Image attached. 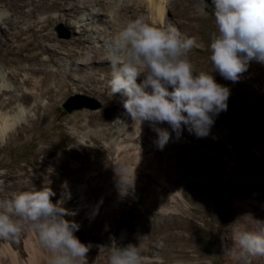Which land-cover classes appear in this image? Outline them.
Masks as SVG:
<instances>
[{
  "label": "rangeland",
  "instance_id": "obj_1",
  "mask_svg": "<svg viewBox=\"0 0 264 264\" xmlns=\"http://www.w3.org/2000/svg\"><path fill=\"white\" fill-rule=\"evenodd\" d=\"M74 1L77 0H0L2 9L10 13L4 23L0 20V68L25 67L34 72V77L23 81L14 79V86L0 88V104H8L3 110L14 105V101L9 100H14L15 96H24V104H33L26 120L18 117L19 122L7 128L3 138L0 130V184L7 192L39 189L43 182L41 171H48L51 176L70 174V159L78 162L80 170L93 169L94 173H100L103 188L111 185L128 192L138 187L134 180L140 179L144 181L140 197L133 199L124 195L122 198V205L116 211L114 235L126 228L133 234L129 243L138 245L145 210L143 203L155 188L156 192L164 194V203L175 204L179 209L176 214L168 213L159 218L169 220L175 215L185 219L187 224L176 229L180 234L177 240L163 227L156 225L149 229L146 242L154 264H249L236 253H230V249L235 230L255 228L256 220L264 221V64L251 61L235 83L219 72L212 73L217 83L230 90V95L227 109L214 116L207 136L197 137L185 127L180 139L169 140L163 149L156 142L146 147V154L154 153L152 158L148 154L138 156L139 151H144L137 149L138 142H125L117 153L111 140L118 135L116 114L119 109L126 110L118 104L116 94L107 96L111 94V71L104 72L99 67H109V62H95L92 72L81 66L70 68L49 48L57 39L61 48L70 50L73 57L88 45L85 40L75 43L81 34L78 24L69 20L66 9L67 3ZM160 1L164 6L162 21L157 19L154 5L124 0L110 7L117 15L116 24L113 23L119 26L120 17H127L128 21L145 17L156 25L171 22L200 44L189 54L196 68H210V35L216 30L212 0H206L209 5L206 18L198 13L200 0ZM54 2L59 6L49 9ZM110 8L106 11L108 14ZM64 12L66 20L48 18L45 28L30 23L36 16L51 17ZM29 54H37V57L27 60ZM77 93L96 99L99 106L67 112L62 103ZM124 119L122 124L129 125L131 130L138 127L131 122L128 113ZM151 133V128H147V142L151 140ZM82 137L85 143L81 142ZM61 154L67 161L59 166L51 163ZM115 154H118L116 158ZM154 169L180 190L181 199L175 200L170 195L167 185L153 176ZM126 175L129 178L122 179ZM53 198L52 202H61L70 213L66 218L74 221L76 201L70 194L63 191ZM153 218L150 215L148 220ZM26 232L28 230L15 239H0V246L10 242L14 249L22 250ZM90 234L81 226L75 232L82 243L96 244L99 237ZM21 254L24 259L25 252ZM250 264H264V257L251 258Z\"/></svg>",
  "mask_w": 264,
  "mask_h": 264
},
{
  "label": "clouds",
  "instance_id": "obj_2",
  "mask_svg": "<svg viewBox=\"0 0 264 264\" xmlns=\"http://www.w3.org/2000/svg\"><path fill=\"white\" fill-rule=\"evenodd\" d=\"M207 7L206 0H200L201 17L208 16ZM211 9L216 30L210 35V68H196L189 54L200 44L171 22L156 25L145 17L131 19L106 44L111 95L125 97L123 107L135 123L153 125L160 149L170 133L159 124L167 123L178 134L186 127L205 137L214 116L227 109L230 90L217 83L213 72L235 83L251 61L264 64V0H212ZM8 15L0 10V20ZM20 112L27 117L29 109L20 105ZM53 195L46 185L7 192L0 184V239L32 231L49 255L48 264H87L89 246L75 235L79 225L66 218L70 213L61 202H52ZM232 239L230 253L249 264L251 258L264 257V221L235 230ZM108 249L107 264H145L140 245L113 242Z\"/></svg>",
  "mask_w": 264,
  "mask_h": 264
},
{
  "label": "bare ground",
  "instance_id": "obj_3",
  "mask_svg": "<svg viewBox=\"0 0 264 264\" xmlns=\"http://www.w3.org/2000/svg\"><path fill=\"white\" fill-rule=\"evenodd\" d=\"M122 1L124 0H77L74 2H68L66 9L68 11V15L70 16L69 20H71L73 24H78V31L81 34L78 39H75V43L80 44L82 40L88 41L89 43L88 45L84 46L83 49L81 48L82 51L78 50L79 55L72 57L70 56V50L67 51L62 49V46L60 44L61 42L59 43L56 39L55 42L49 45V48L56 52L55 56H57V59L66 61V64L68 66L70 65V68L81 66L83 68H90L91 72L93 70V64L95 62L101 64L100 62L108 61L106 57L107 42L112 40L119 33L122 27L128 22L127 17H120V19H122L121 24L119 26L117 25V27L116 25H114V20H117V15H115L113 9H111L110 7H112L114 3L119 4ZM137 1L140 5L145 4V2L149 6L154 5V8L156 9L155 13L157 19L162 21L164 16V6L162 5L160 0ZM57 6H59V4L57 2H54L53 5L48 8H56ZM109 8L111 10L108 14V12L106 11ZM0 10H4V8L2 9V7L0 6ZM65 14L66 13L64 12L61 14L58 13V15L55 14L51 17L36 16L30 23L45 28V21L48 18H58L60 20H64ZM4 19L1 20V23H4ZM76 51L77 50H75V52ZM36 55L37 54H29L26 56V59L30 60L36 58ZM99 70H104V72L111 71L110 66L99 67ZM33 73L34 72L32 71L30 72L26 70L25 67H9L8 69L1 67L0 88H2L3 90L8 89L11 86H14V79L23 81L27 77H34ZM141 79L142 78H138L137 82H141ZM116 95L118 96V104H121L123 106V100L125 99V97H123L120 93H117ZM107 96L109 98L112 95L108 93ZM22 97L15 96L14 100H9V102L14 101V105L11 106L9 104L11 106L9 110H3V108L8 104H0V130L2 138L4 134H6L5 130L7 128L13 127L19 122L20 119L26 120L27 118L24 117L22 113H19L20 105L27 106L30 111V108L33 104H24V102H22ZM18 113L20 115H18ZM126 115L127 112L122 109H119L117 111L116 116L119 122V125L117 127L118 135L116 138L111 139L113 142L112 144L115 145L113 148L118 153L119 149L122 148L125 142L136 144L138 142L139 145H135L137 149H144V151H139L138 153V156L142 157L147 152L145 150L146 147L154 146V143L157 140V133L153 130V125H151L150 122L144 121L139 125V123H135L132 118L131 122L138 125V127H135L136 129L131 130L129 125L122 124L123 122H125L124 118L126 117ZM18 117H20V119ZM158 127L168 129L170 133L169 140L180 139V133L178 134L176 132H173L171 127L167 123L159 124ZM105 128L107 129V127ZM147 128H151L152 131L150 138L151 140L149 142L145 140ZM85 141L86 140L82 137L81 142L85 143ZM147 154L150 158L154 157V153ZM117 155L115 156V158L117 157ZM51 161V163H54V165L59 166L60 164L67 161V159H65V156L61 154L54 157ZM70 165L72 167L71 173L63 176L58 173H56L55 176H51L47 174L48 171H41V180H43V182L42 184L40 183L41 186L39 189H41L45 185L48 186L54 193L51 198L59 196L63 191H66L70 194L72 200L76 201L73 220L79 226L88 229L91 233L90 236H93L95 238L99 237V241L96 244H86L89 246V251L87 252V264H107V258L109 255L108 247H110L113 242L121 246H125L129 244V238L133 236L132 232H130L126 228L120 229L118 234L116 235L112 233V230L116 228L117 224L116 211L118 210V207L122 205V198L124 195H128L133 199H138L140 197V194L143 191V187L141 186V184L144 183V181L140 179L134 180V177L131 176L138 187L128 192H125V190L114 188L111 185L103 188L104 186L102 187L100 184V173H94L93 169L86 171L80 170L78 168V162L74 159H70ZM152 173L154 174L152 175L156 176L160 183L167 185V189L174 199L176 198L179 200L182 198L180 190L174 185H171L170 180H168L163 173H160V171L158 170L155 171V169L154 171H152ZM128 178V175H126L122 179ZM163 196V193L156 192L154 188V190L150 192L149 196L143 203L145 210L142 211L144 212V216L142 221L140 222L137 238L139 241L138 245L145 249V264H154V260L151 256H149V246L146 242L147 235L150 234L148 233L150 228H153L156 225L158 227H163L166 231H168L169 236H171L173 240H177L180 234L178 231H176V229L184 228L187 224V221L185 219L179 218L175 215H172L171 219L169 220L159 218L161 215H166L168 213L176 214V212L179 210L175 204L169 205L166 204L167 202L164 203ZM187 209L186 211H188ZM182 212L185 211L182 210ZM150 215L154 217L152 220H148ZM155 218H157L158 220H155ZM189 237L190 239L193 238L191 235H189ZM21 251H24L26 254V257L24 259L22 257L23 253L21 254ZM48 261V253L46 252V250L40 247L38 237L36 233L32 231L26 232L25 238L22 241V250L19 248L14 249L10 242H7L0 246V264H48Z\"/></svg>",
  "mask_w": 264,
  "mask_h": 264
},
{
  "label": "water",
  "instance_id": "obj_4",
  "mask_svg": "<svg viewBox=\"0 0 264 264\" xmlns=\"http://www.w3.org/2000/svg\"><path fill=\"white\" fill-rule=\"evenodd\" d=\"M62 106L67 112H69L73 109H79L82 107L95 109L99 106V102L92 97H88L86 95H82L80 93H77V94H74L72 96H69L62 103Z\"/></svg>",
  "mask_w": 264,
  "mask_h": 264
}]
</instances>
